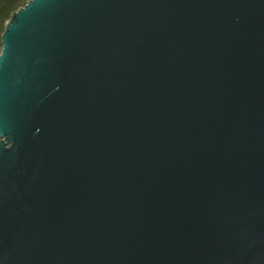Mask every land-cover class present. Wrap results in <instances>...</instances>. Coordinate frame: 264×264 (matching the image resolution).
<instances>
[{
    "label": "water",
    "instance_id": "water-1",
    "mask_svg": "<svg viewBox=\"0 0 264 264\" xmlns=\"http://www.w3.org/2000/svg\"><path fill=\"white\" fill-rule=\"evenodd\" d=\"M0 54V264H264V0H30Z\"/></svg>",
    "mask_w": 264,
    "mask_h": 264
},
{
    "label": "trees",
    "instance_id": "trees-1",
    "mask_svg": "<svg viewBox=\"0 0 264 264\" xmlns=\"http://www.w3.org/2000/svg\"><path fill=\"white\" fill-rule=\"evenodd\" d=\"M30 0H0V49L2 51V34L5 31L6 23L13 13L24 7Z\"/></svg>",
    "mask_w": 264,
    "mask_h": 264
},
{
    "label": "rangeland",
    "instance_id": "rangeland-1",
    "mask_svg": "<svg viewBox=\"0 0 264 264\" xmlns=\"http://www.w3.org/2000/svg\"><path fill=\"white\" fill-rule=\"evenodd\" d=\"M0 54H1V49H0Z\"/></svg>",
    "mask_w": 264,
    "mask_h": 264
}]
</instances>
